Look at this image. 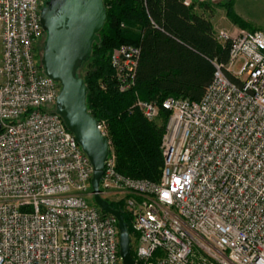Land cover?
<instances>
[{"label": "built area", "instance_id": "obj_1", "mask_svg": "<svg viewBox=\"0 0 264 264\" xmlns=\"http://www.w3.org/2000/svg\"><path fill=\"white\" fill-rule=\"evenodd\" d=\"M42 3L0 0V264H122L116 218L93 201L92 165L41 65ZM217 40H229L228 60L213 62L199 100L134 104L149 121L168 112L157 181L118 172L97 121L108 142L101 195H122L138 264H264V28ZM139 56L132 44L112 49L121 91L135 85Z\"/></svg>", "mask_w": 264, "mask_h": 264}, {"label": "trees", "instance_id": "obj_2", "mask_svg": "<svg viewBox=\"0 0 264 264\" xmlns=\"http://www.w3.org/2000/svg\"><path fill=\"white\" fill-rule=\"evenodd\" d=\"M106 21L92 43L82 77L87 86L88 112L107 125L116 157V170L133 178L157 181L163 156L160 148L168 112L147 120L135 106L137 99L161 101L168 95L199 100L215 72L214 61L225 63L229 40L220 44L207 16L183 0H103ZM229 7L227 16L246 26ZM253 30L255 28H247ZM140 47L135 85L121 91L109 56L120 44ZM234 80V79H233ZM109 201L127 223L134 253L135 234L121 202Z\"/></svg>", "mask_w": 264, "mask_h": 264}, {"label": "water", "instance_id": "obj_3", "mask_svg": "<svg viewBox=\"0 0 264 264\" xmlns=\"http://www.w3.org/2000/svg\"><path fill=\"white\" fill-rule=\"evenodd\" d=\"M103 0H46L40 9V23L46 33L41 65L49 77L60 83L56 112L72 132L92 165L91 192L94 203L116 218L118 253L122 264H138L131 254V238L123 213L101 195L99 182L108 154V142L97 120L86 106L87 86L77 73L87 59L92 43L106 21Z\"/></svg>", "mask_w": 264, "mask_h": 264}, {"label": "rangeland", "instance_id": "obj_4", "mask_svg": "<svg viewBox=\"0 0 264 264\" xmlns=\"http://www.w3.org/2000/svg\"><path fill=\"white\" fill-rule=\"evenodd\" d=\"M46 0H43L42 5ZM200 1L207 2L208 5L214 10V20L219 22L220 27L228 32H234L231 29V25L234 28L236 25L240 28H264V0H193L194 5H197ZM231 7V11L236 17L245 23L246 26H240L239 24L233 22L227 16V9ZM230 25V26H229ZM228 27V28H227ZM231 29V30H230ZM44 46V41L39 43L37 46V51L42 55V50ZM87 64H83L79 69V75L83 76L86 70ZM116 196H122L119 193H114L110 195H105L104 198H108L111 201H115ZM117 202V201H115Z\"/></svg>", "mask_w": 264, "mask_h": 264}, {"label": "crops", "instance_id": "obj_5", "mask_svg": "<svg viewBox=\"0 0 264 264\" xmlns=\"http://www.w3.org/2000/svg\"><path fill=\"white\" fill-rule=\"evenodd\" d=\"M192 1H193V0H190V4L192 3ZM188 5H189V4H188ZM194 8H195L197 11L202 12L205 16H207V17L209 18V20H210V22H211V25H212V29L214 30L216 36H217V34H218V32H219L220 30H224L223 27H220V24H219L218 21L215 22V20H214V12H213L214 10L210 7V5H208L207 2H202V1H200L199 3H197V5H194ZM230 25H231V29H232V30H234L235 28H236V29L238 28L236 25H233V26H235L234 28L232 27V24H230ZM230 25H229V26H230ZM227 28H228V27H227ZM231 29H230V30H231ZM217 41L220 43L219 40H217ZM220 44H222V43H220ZM0 58H1V43H0Z\"/></svg>", "mask_w": 264, "mask_h": 264}]
</instances>
